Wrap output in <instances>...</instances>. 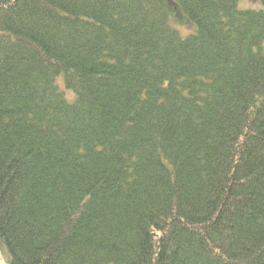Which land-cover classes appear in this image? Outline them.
Masks as SVG:
<instances>
[{
  "label": "trees",
  "instance_id": "16d2710c",
  "mask_svg": "<svg viewBox=\"0 0 264 264\" xmlns=\"http://www.w3.org/2000/svg\"><path fill=\"white\" fill-rule=\"evenodd\" d=\"M244 1L0 0L5 264H264Z\"/></svg>",
  "mask_w": 264,
  "mask_h": 264
},
{
  "label": "rangeland",
  "instance_id": "374dc122",
  "mask_svg": "<svg viewBox=\"0 0 264 264\" xmlns=\"http://www.w3.org/2000/svg\"><path fill=\"white\" fill-rule=\"evenodd\" d=\"M248 1L251 2L250 0H248ZM248 1L245 0L243 2V5L246 6L248 4ZM180 27H181V30L183 33H188L189 30L185 26H180ZM0 264H5L4 255L1 252H0Z\"/></svg>",
  "mask_w": 264,
  "mask_h": 264
}]
</instances>
